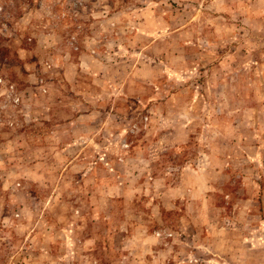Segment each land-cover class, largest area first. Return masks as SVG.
<instances>
[{
	"label": "rangeland",
	"instance_id": "obj_1",
	"mask_svg": "<svg viewBox=\"0 0 264 264\" xmlns=\"http://www.w3.org/2000/svg\"><path fill=\"white\" fill-rule=\"evenodd\" d=\"M76 106L110 113L64 151L42 112ZM203 170L264 220V0H0V264H226L166 188ZM253 225L229 263L264 264Z\"/></svg>",
	"mask_w": 264,
	"mask_h": 264
},
{
	"label": "crops",
	"instance_id": "obj_2",
	"mask_svg": "<svg viewBox=\"0 0 264 264\" xmlns=\"http://www.w3.org/2000/svg\"><path fill=\"white\" fill-rule=\"evenodd\" d=\"M62 110V109H61ZM105 107L103 109L97 107L95 108L94 106H85L83 108H78L77 106L75 108L71 107L70 111L67 110H62L60 111L59 109H48L47 110L43 109L42 113H45V115L47 116V121L51 122L50 127L53 129L54 133V137H57L60 139L59 143H61V145H66L64 148L65 150L71 149L72 147H76L77 142H76V138L74 137V132L75 130H79L80 132L86 131L88 130V127H93V122L90 121V118H92V116H94V114H100L102 115L103 113H110V111ZM60 113H67V117L63 118L62 116H60ZM68 113H70L71 115L68 118ZM57 117V119H56ZM85 120V122L83 123L82 121ZM90 122V123H89ZM103 118L101 119V123L99 124V129L101 130H105L106 128H104L105 124L103 125ZM67 126H70L71 128L69 130H67L68 132H70L69 134H71V132H73V136H69V141L68 142H64L62 143V140L67 139V137H65V132H61L62 130H64L63 128H66ZM62 128V129H61ZM89 137L85 138V144L88 145V141H89ZM63 151V152H64ZM78 153L74 154L73 156H71V159L69 160V164L70 167H73L74 163H76L78 161ZM135 159V158H134ZM68 161V159H67ZM218 171V170H217ZM190 171H185L182 174V178L185 177V175H193L195 176L194 178H196L197 180H199V182H201V187H199L198 189L196 188H192L190 189L187 186H184L185 183H183V181L181 180L179 183L176 184H171V185H166V188L168 190L174 191V190H179L182 189L184 190V193L187 194V196H176V200L175 202H177L180 199H185L186 202L182 203L183 206H185L186 208V215L185 216H181L180 219H185L189 222V220L191 221V223L195 226H205L209 229V233L207 235V239L198 237L197 241H194V248H198L199 249V253H200V249L206 251V250H210L211 248V243H214V245H217L221 251H223V253H213V256L215 258L220 259V261H223L226 264H231L229 263V261L231 262L233 259L237 258V247L238 245H243L244 244L248 247L251 237L254 235L252 233L251 230H253L254 225L253 224H257L256 229L257 230V235L260 236V238L262 240H264V220L260 217L259 223L258 220H255L254 223L253 221H248L249 218L251 217V212L252 210H254V205H255V199H252V197L250 196V198H244V199H238L235 198L234 196L230 197L229 195H226L227 197V201L226 203H223L222 206L217 205L215 203V193L213 190H215V186L213 183L209 182V183H204L205 182V176L207 175L208 172L206 171H193L196 173H191L189 174ZM221 172H224V170H221ZM217 173V172H216ZM148 174L147 179L149 180V182L153 181L155 182L157 179H161L159 176L158 177H153V175ZM62 176V173L60 174V176H58V178L60 179ZM88 177V174H86L85 178ZM164 179V178H163ZM86 181V180H85ZM97 186V188L103 193L106 192H110L115 193V192H119V193H123L124 191V185L123 183H96L95 184ZM127 187V186H126ZM61 188L62 186H58L57 184V194L60 195L61 193ZM177 192V191H176ZM260 192H261V197H260V201L257 200V206L259 205V209H261L262 213H264V190L261 189L260 187ZM93 194V193H92ZM118 194V193H117ZM193 196L196 201L195 203H193V207H191L192 205V199L190 198V201L187 202V199L189 198V196ZM245 196V195H243ZM214 198V201H213ZM231 200V201H230ZM224 205H230L229 208V214H227L226 212V207H224ZM253 208H252V207ZM242 214H244L246 216V220L248 222L245 221V223H240L241 218H239V216H241ZM264 216V214H263ZM244 225L245 227H242V225ZM209 226V227H208ZM186 229V228H183ZM211 230V231H210ZM187 231V230H186ZM206 243H208V245H206ZM238 244V245H237ZM263 244L261 243V245L259 247H255L254 249L256 250H252L253 247H251L250 249H248V253L251 254V252L257 253L259 252L258 249H261V252H264V249L262 248ZM249 248V247H248ZM165 254L168 255V251L165 249H162L161 251H157L155 254H153L152 258L155 259L156 261L160 260L161 257H163L162 255ZM188 256L194 257V254H187ZM191 258H189V262L190 264H197L195 263L196 259L198 260V257H194L193 260H190ZM160 264H164V262L160 263Z\"/></svg>",
	"mask_w": 264,
	"mask_h": 264
}]
</instances>
